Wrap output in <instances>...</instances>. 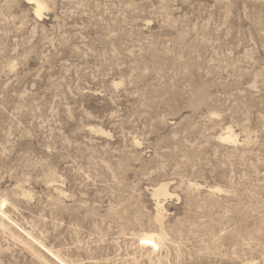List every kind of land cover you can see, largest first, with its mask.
Masks as SVG:
<instances>
[{
    "label": "rangeland",
    "instance_id": "rangeland-1",
    "mask_svg": "<svg viewBox=\"0 0 264 264\" xmlns=\"http://www.w3.org/2000/svg\"><path fill=\"white\" fill-rule=\"evenodd\" d=\"M0 0V264H264V0Z\"/></svg>",
    "mask_w": 264,
    "mask_h": 264
},
{
    "label": "bare ground",
    "instance_id": "bare-ground-1",
    "mask_svg": "<svg viewBox=\"0 0 264 264\" xmlns=\"http://www.w3.org/2000/svg\"><path fill=\"white\" fill-rule=\"evenodd\" d=\"M29 2L30 3H35V5H36V8H35V14L37 15V16H40L41 15V8L43 7L40 3H39V1H37V0H29Z\"/></svg>",
    "mask_w": 264,
    "mask_h": 264
}]
</instances>
